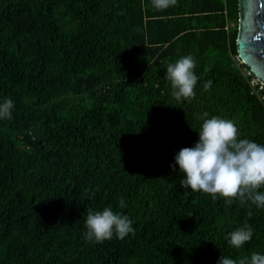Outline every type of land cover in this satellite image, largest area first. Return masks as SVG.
Listing matches in <instances>:
<instances>
[{"label":"trees","instance_id":"obj_1","mask_svg":"<svg viewBox=\"0 0 264 264\" xmlns=\"http://www.w3.org/2000/svg\"><path fill=\"white\" fill-rule=\"evenodd\" d=\"M237 20V0H0V103H14L0 119V264L264 254V208L181 187L170 167L205 112L264 145V85L237 56ZM188 55L195 97L177 101L167 66ZM104 208L134 231L86 241L88 211ZM246 224L251 240L231 246Z\"/></svg>","mask_w":264,"mask_h":264},{"label":"clouds","instance_id":"obj_2","mask_svg":"<svg viewBox=\"0 0 264 264\" xmlns=\"http://www.w3.org/2000/svg\"><path fill=\"white\" fill-rule=\"evenodd\" d=\"M176 0H153L157 10H163L175 5ZM196 62L191 55L178 59L167 66V79L174 90L172 95L177 101L182 98L191 101L195 97V86L198 76L194 69ZM211 87V81L204 84V90ZM14 103L5 99L0 103V119H11ZM198 130L199 138L194 146L183 147L175 155V164L170 167L184 174L180 186L190 188L193 192L211 194L215 200L217 196L225 198L231 204L238 199L243 205L250 201L258 208H264V145L248 139L238 138V128L233 121L217 116L205 119ZM120 206L124 207L123 198ZM251 215V213H249ZM84 234L86 241L103 243L111 240L115 235L124 239L134 231L132 221L126 216L115 213L111 208L102 211H88ZM229 244L235 248L242 247L250 241L253 235L247 224L228 234ZM218 264H236V261L221 255ZM240 264H245L244 260ZM249 264H264V254L253 253Z\"/></svg>","mask_w":264,"mask_h":264},{"label":"water","instance_id":"obj_3","mask_svg":"<svg viewBox=\"0 0 264 264\" xmlns=\"http://www.w3.org/2000/svg\"><path fill=\"white\" fill-rule=\"evenodd\" d=\"M236 52L264 85V0H237Z\"/></svg>","mask_w":264,"mask_h":264}]
</instances>
